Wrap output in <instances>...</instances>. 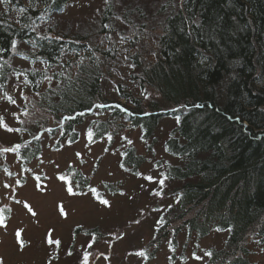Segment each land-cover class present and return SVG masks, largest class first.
<instances>
[{
    "label": "trees",
    "instance_id": "16d2710c",
    "mask_svg": "<svg viewBox=\"0 0 264 264\" xmlns=\"http://www.w3.org/2000/svg\"><path fill=\"white\" fill-rule=\"evenodd\" d=\"M74 1L0 2V95L23 84L39 112L15 129L13 146L0 148V172L14 175L7 152L29 171L42 154V132L57 135L59 148L77 142L87 123L88 143L108 136L109 148L126 130L137 131L141 148L127 137L115 149L121 171L143 185L138 196L153 200L137 212L158 214L147 246L156 245L143 258L168 244L169 262L185 261L178 249L192 242L203 264H255L256 254L264 256V0H128L121 8V0H87L100 5L81 25L65 17ZM118 27L130 36L122 50L110 40ZM121 55L132 70L117 80L111 69ZM109 81L115 100L104 91ZM29 105L35 107L26 101L21 110ZM103 113L107 119L98 118ZM58 178L69 194L73 187L105 202L79 167L68 165ZM9 215L0 206V224ZM76 232L88 237V247L106 234L98 225ZM62 248L77 257L73 245Z\"/></svg>",
    "mask_w": 264,
    "mask_h": 264
},
{
    "label": "rangeland",
    "instance_id": "374dc122",
    "mask_svg": "<svg viewBox=\"0 0 264 264\" xmlns=\"http://www.w3.org/2000/svg\"><path fill=\"white\" fill-rule=\"evenodd\" d=\"M76 1L69 7L65 17L75 25H81L82 21L91 20L96 15L100 4L93 1L86 5L87 0L77 3ZM126 1L128 0H121L122 4L117 3V7H123ZM121 28L128 31L127 27L121 26ZM116 29L118 31L111 34L113 37L110 40L122 50L130 44V36L127 41L126 35L119 34V27ZM149 44H152L149 39L141 43L146 48ZM122 57L123 59L114 69H111V75L117 80L122 74L121 71L128 75L129 70H132V67L128 69L125 64H130L126 61L125 55H121L118 59ZM15 64L22 67L26 65L22 60H15ZM111 81L104 83V91L109 99L115 100L117 93ZM148 93L153 94L151 91ZM8 94L0 95V148L2 145L13 146V142H17L19 138L15 129L22 122L39 119L36 102L31 98L28 88L23 84L19 87L14 85L10 87ZM4 96H15L17 102L12 105L6 104L2 98ZM26 101L35 107L29 105L25 111H22L21 108ZM43 116L45 115L40 118ZM98 118L107 119L108 114L103 113ZM52 123L50 119L48 124ZM86 128L87 123L80 129V139L77 142L68 144L62 141L59 148L56 147L57 135L51 136L48 132H42L40 135L43 151L40 157L30 162L29 171H23L17 156L7 152L5 158L10 167L9 172L14 175L7 176L5 171L0 172V206L10 210L6 222L0 224L1 262L3 264H77L79 260L82 264H203L192 255V242L188 244L186 251L182 252L183 242L178 249V255L185 253V261L178 259L169 262L168 244L157 248L155 257H149L147 260L143 258L144 253L150 252L156 245L147 246L154 235V222L158 214L151 212V209L137 212L138 207L146 206L147 203L151 208L153 200L144 195L138 196V188H143V185L138 178L130 177L128 173L121 171L117 162L118 152L115 149L118 145H125L127 137L134 140L141 148L142 144L137 140L138 132L126 130L128 136L125 139L124 135L117 136L114 145L108 148L110 141L108 136L89 144ZM70 164L79 167L90 176L92 184L102 191L105 202L94 201L89 192L75 195L67 192L65 184L59 180L58 175ZM144 171L150 173L148 165L144 167ZM22 177H25V181L19 184L18 181ZM106 184L112 186L117 194L108 192L105 188ZM116 188L122 193H118ZM97 225L106 234L103 239L100 238L88 247V237L77 233L76 229L79 226L91 228ZM134 241L137 246L140 245L138 249H132L131 242ZM202 241L203 245H206L210 240ZM70 244L76 249L75 258L66 257V254L70 255L72 252L62 248L63 245ZM55 245L58 247L57 250H54ZM84 249H87L86 252L82 251ZM49 255L52 259L57 255V260L47 263ZM254 260L255 264H264L262 255L256 254Z\"/></svg>",
    "mask_w": 264,
    "mask_h": 264
},
{
    "label": "snow or ice",
    "instance_id": "6c2138e0",
    "mask_svg": "<svg viewBox=\"0 0 264 264\" xmlns=\"http://www.w3.org/2000/svg\"><path fill=\"white\" fill-rule=\"evenodd\" d=\"M0 2H2V3H7L8 2V0H0ZM61 179L62 180H65L66 178H64L63 176H61ZM66 190H69L68 189V186H67V189ZM70 194H72V195H75L76 193L74 192V189H73V187H71V189H70ZM109 203V202H108Z\"/></svg>",
    "mask_w": 264,
    "mask_h": 264
}]
</instances>
